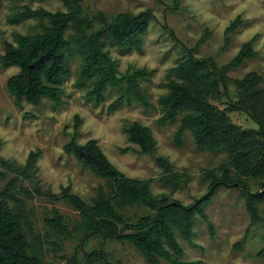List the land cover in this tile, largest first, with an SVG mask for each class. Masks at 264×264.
Listing matches in <instances>:
<instances>
[{"label": "trees", "instance_id": "1", "mask_svg": "<svg viewBox=\"0 0 264 264\" xmlns=\"http://www.w3.org/2000/svg\"><path fill=\"white\" fill-rule=\"evenodd\" d=\"M62 3L66 10L25 6L17 14L19 21L38 20L40 30L17 33L15 42H4V53L0 58L2 66L19 68L7 81V90L15 104L22 105L26 101L40 105L45 98L61 104L65 96L64 85L72 73L70 57L76 53L83 61L79 75L81 84L89 87L87 96L97 104L105 101L109 87H119L124 92L111 103L110 109H116L130 97L148 105L140 80L147 78L149 72L138 68L120 74L118 62L108 47L115 45L126 51H142L144 36L155 19L154 12L146 9L108 17L103 11L92 15L87 13L82 0H62ZM242 23V17L238 16L226 27L221 51L230 46L232 33ZM208 36L209 33H205L194 47L184 46L186 56L170 68L169 72L174 77L161 83L166 92L158 99L160 124L173 123L180 116V125L175 132L177 144L182 143L185 131L190 130L198 151H224L227 154L225 161L201 174L200 180L208 182V192L188 205L172 198L171 193L155 195L151 189L153 178L126 176L108 159L97 139L92 138L84 144L77 141L81 123L77 114L73 138L64 145V149L105 183L98 186L90 202L72 192L70 186L62 187L60 194L46 193L40 186V180L35 179L39 171L37 162L42 155L40 149L31 151L24 164L0 156V166L4 168L0 171V178L5 179L9 172L14 175L0 191V264H54L46 261L38 243L40 236L33 232L26 199H32L35 193L64 199L79 212L80 220L70 228L64 215L55 208L53 217L45 219L51 230L67 237L82 233L81 244L95 235L128 241L143 255L146 264L198 263L185 260L186 252L177 232L193 242L197 214L212 227L204 205L220 186L238 187L251 219H259L258 204L264 201V190L252 192L249 181H259L264 189L263 77L257 71L239 78L229 76L232 68L257 57L259 51L254 48L252 38L244 42L227 63L219 64L213 56L196 57V51ZM229 85L235 87L234 99L230 98L228 105L221 108L214 101L223 102L225 97H230ZM233 111L244 112L256 122L257 128H243L235 123L230 116ZM124 132L131 143L139 146L140 153L155 155V161L162 169L159 182L173 190L188 185L190 174L175 170L168 157L156 156L157 140L149 126L134 122L125 127ZM23 180L34 181V188L21 186ZM18 193H22L24 198H20ZM135 206H144L151 212L131 221L122 211ZM259 254L264 256V249ZM68 263L112 264L105 242L89 251H83L80 245Z\"/></svg>", "mask_w": 264, "mask_h": 264}, {"label": "rangeland", "instance_id": "2", "mask_svg": "<svg viewBox=\"0 0 264 264\" xmlns=\"http://www.w3.org/2000/svg\"><path fill=\"white\" fill-rule=\"evenodd\" d=\"M82 5L91 15L103 11L108 17L120 12L138 13L146 9L154 12L155 19L144 36L142 51H126L115 45L108 47L111 56L118 62L120 74L138 68H145L149 72L147 78L140 80L148 105L130 97L125 98L116 109H110L111 103L124 92L119 87H109L105 92V101L97 104L87 96L89 87L81 84L79 75L83 61L76 53L70 57L72 73L64 85L65 96L61 104L45 98L40 105L26 101L17 105L7 90V81L19 68H5L0 60V156L24 164L31 151L40 149L42 155L37 162L39 171L35 179L40 180L42 190L60 194L62 187L70 186L72 192L90 202L98 186L105 181L83 167L73 154L64 149V145L73 138L75 115L78 114L81 123L77 141L80 144L97 139L108 159L126 176L153 178L151 189L155 195L171 193L172 198L186 205L191 204L208 192V182L200 180L201 174L225 161L227 154L224 151H198L190 130L185 131L180 145L176 143L175 132L180 125V116L173 123L158 122L161 116L158 99L166 92L161 83L174 77L169 70L186 56L184 46L194 47L205 33H209L195 55L213 56L219 64L229 62L244 42L254 38V48L259 55L232 68L229 76L239 78L257 71L263 77L264 85V0H82ZM25 6L66 10L62 0H2L0 58L6 40L15 42L17 33L40 30L38 20L16 19ZM238 16L242 17L243 23L232 33L230 46L221 51L225 29ZM228 91L230 97L214 103L225 108L229 99H234L235 87L229 85ZM230 116L243 128H257L256 122L244 112L233 111ZM134 122L153 130L158 145L156 156L168 157L175 170L190 174L188 185L173 190L171 186H164L158 181L162 169L157 165L155 155L140 153L139 146L131 143L124 132V128ZM0 171H4L2 166ZM13 176L9 172L5 179L0 178V191ZM20 185L33 189L35 182L23 180ZM249 185L252 192L264 190L259 181L250 180ZM18 196L24 198L22 193H18ZM26 201L33 232L40 236L38 243L47 262L67 264L80 245L83 251H89L105 242L112 264H146L143 255L128 241L120 242L95 235L81 244L82 233L67 237L51 230L45 219L53 217L55 208L64 215L70 228L80 220L79 212L66 200L35 193L32 199ZM258 207L259 219L253 221L239 188L220 186L204 205L212 227L197 214L193 242L177 232L186 252L185 260L198 261L197 264H264V256L259 254L264 249V201ZM150 212L144 206L122 211L131 221ZM79 256L82 258V252Z\"/></svg>", "mask_w": 264, "mask_h": 264}]
</instances>
